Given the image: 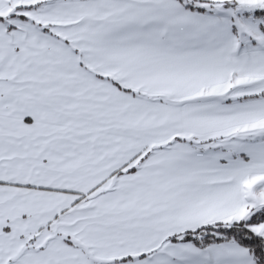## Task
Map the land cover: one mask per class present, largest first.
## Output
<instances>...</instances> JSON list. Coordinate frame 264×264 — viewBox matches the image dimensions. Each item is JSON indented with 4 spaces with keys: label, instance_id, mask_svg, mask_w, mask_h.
Listing matches in <instances>:
<instances>
[{
    "label": "snow or ice",
    "instance_id": "6c2138e0",
    "mask_svg": "<svg viewBox=\"0 0 264 264\" xmlns=\"http://www.w3.org/2000/svg\"><path fill=\"white\" fill-rule=\"evenodd\" d=\"M0 264H264V0H0Z\"/></svg>",
    "mask_w": 264,
    "mask_h": 264
}]
</instances>
